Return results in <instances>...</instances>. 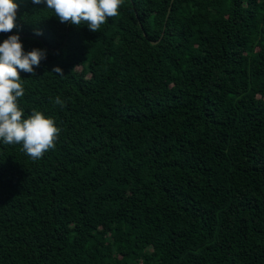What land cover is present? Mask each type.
Returning a JSON list of instances; mask_svg holds the SVG:
<instances>
[{
    "label": "trees",
    "instance_id": "trees-1",
    "mask_svg": "<svg viewBox=\"0 0 264 264\" xmlns=\"http://www.w3.org/2000/svg\"><path fill=\"white\" fill-rule=\"evenodd\" d=\"M16 2L0 43L46 50L18 107L60 131L0 140V264H264V0H123L96 32Z\"/></svg>",
    "mask_w": 264,
    "mask_h": 264
},
{
    "label": "clouds",
    "instance_id": "clouds-1",
    "mask_svg": "<svg viewBox=\"0 0 264 264\" xmlns=\"http://www.w3.org/2000/svg\"><path fill=\"white\" fill-rule=\"evenodd\" d=\"M32 3H45V8L53 10L62 23L86 24L90 31L96 32L106 18L117 15L123 0H32ZM17 8L16 0H0V33L12 31ZM45 58L44 49L34 48L25 53L18 34L9 35L0 43V140L6 145L22 144L24 152L33 160L55 148L60 130L52 118L37 110L22 118L24 113L18 107L17 99L24 96L25 89L20 83L18 69L34 76L33 66L38 67ZM51 72L63 75L59 66H54ZM54 103L61 107L64 105L59 96Z\"/></svg>",
    "mask_w": 264,
    "mask_h": 264
}]
</instances>
